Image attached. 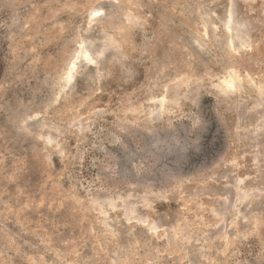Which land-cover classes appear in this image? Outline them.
<instances>
[{"label":"rangeland","instance_id":"rangeland-1","mask_svg":"<svg viewBox=\"0 0 264 264\" xmlns=\"http://www.w3.org/2000/svg\"><path fill=\"white\" fill-rule=\"evenodd\" d=\"M0 264H264V0H0Z\"/></svg>","mask_w":264,"mask_h":264},{"label":"bare ground","instance_id":"bare-ground-1","mask_svg":"<svg viewBox=\"0 0 264 264\" xmlns=\"http://www.w3.org/2000/svg\"><path fill=\"white\" fill-rule=\"evenodd\" d=\"M79 55H81V52L79 53ZM87 58V57H86ZM75 68V61L72 62V67H71V70H73ZM71 73L68 74L67 77H70Z\"/></svg>","mask_w":264,"mask_h":264}]
</instances>
